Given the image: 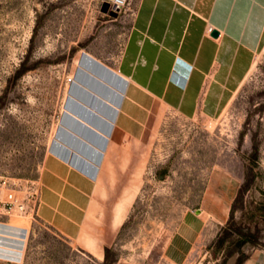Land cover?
Returning <instances> with one entry per match:
<instances>
[{"label":"rangeland","instance_id":"rangeland-1","mask_svg":"<svg viewBox=\"0 0 264 264\" xmlns=\"http://www.w3.org/2000/svg\"><path fill=\"white\" fill-rule=\"evenodd\" d=\"M104 4L0 0V200L10 193L25 207L0 211V264H176L164 249L183 215L203 208L209 189L220 195L229 187L235 197L225 221L215 223L216 237L196 245L184 264H235L232 259L264 249V43L218 118L186 120L166 112L146 145H139L144 162L137 199L103 256L87 254L37 218V177L44 157L62 148L54 145L57 136V143L66 141L61 127L80 68L102 70L123 84L116 64L129 26L128 4L105 12ZM93 74L89 85L96 88ZM97 87L115 100V87ZM87 92L90 102H98ZM101 106L109 114L110 107ZM59 154L78 165L73 153Z\"/></svg>","mask_w":264,"mask_h":264},{"label":"crops","instance_id":"crops-1","mask_svg":"<svg viewBox=\"0 0 264 264\" xmlns=\"http://www.w3.org/2000/svg\"><path fill=\"white\" fill-rule=\"evenodd\" d=\"M127 10L116 64L123 84L91 68L93 88L92 74L80 68L61 127L66 141L57 143L58 135L54 143L63 149L44 157L36 181L37 218L94 257L114 242L137 199L144 162L139 145H146L166 112L186 120L218 118L264 43V0H129ZM98 83L122 94L115 90L112 102ZM87 90L98 102H90ZM100 97L118 108L108 105L105 114ZM67 152L78 165L59 154ZM234 197L231 187L220 195L209 189L203 208L183 215L165 258L184 264L196 245L210 244ZM241 264H264V249L248 251Z\"/></svg>","mask_w":264,"mask_h":264},{"label":"built area","instance_id":"built-area-1","mask_svg":"<svg viewBox=\"0 0 264 264\" xmlns=\"http://www.w3.org/2000/svg\"><path fill=\"white\" fill-rule=\"evenodd\" d=\"M129 0H104V3L107 4L110 9L114 10V11H120L121 9H123L127 4H128ZM209 32H211L209 30ZM2 186L5 185V182L3 181ZM36 191L34 193V204L36 206ZM6 201H1L0 200V211H5V212H10L11 210H13V208L15 207L16 209H18L19 212H23L25 207L24 205L17 203V201L14 199L13 195L8 193L6 196Z\"/></svg>","mask_w":264,"mask_h":264},{"label":"bare ground","instance_id":"bare-ground-1","mask_svg":"<svg viewBox=\"0 0 264 264\" xmlns=\"http://www.w3.org/2000/svg\"><path fill=\"white\" fill-rule=\"evenodd\" d=\"M120 95L122 94V91H119V90H116ZM101 98V97H100ZM101 99H103L104 101H105V103L107 104V105H110L111 107H113V108H118V106H115L114 105V103H112L111 101H109L108 99H105V98H101ZM120 102V101H119ZM7 233H14V234H16L17 236H20L21 234V232H22V230L21 229H19V228H11V227H7ZM14 243L15 244H20V241H14Z\"/></svg>","mask_w":264,"mask_h":264},{"label":"water","instance_id":"water-1","mask_svg":"<svg viewBox=\"0 0 264 264\" xmlns=\"http://www.w3.org/2000/svg\"><path fill=\"white\" fill-rule=\"evenodd\" d=\"M107 9H108V5L104 4L103 7H102V10L105 12V11H107ZM217 35H218V33L216 31H214L212 33V36H214V37H217Z\"/></svg>","mask_w":264,"mask_h":264},{"label":"trees","instance_id":"trees-1","mask_svg":"<svg viewBox=\"0 0 264 264\" xmlns=\"http://www.w3.org/2000/svg\"><path fill=\"white\" fill-rule=\"evenodd\" d=\"M244 258L241 261H238V259H237L236 262H235V264H241V262L244 260Z\"/></svg>","mask_w":264,"mask_h":264}]
</instances>
